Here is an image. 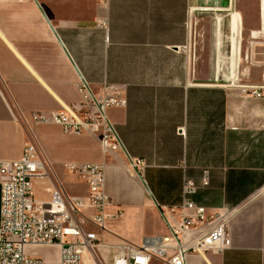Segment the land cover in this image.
Masks as SVG:
<instances>
[{"label": "crops", "instance_id": "1", "mask_svg": "<svg viewBox=\"0 0 264 264\" xmlns=\"http://www.w3.org/2000/svg\"><path fill=\"white\" fill-rule=\"evenodd\" d=\"M38 1L63 44L34 0H0V159L20 158L29 138L39 143L48 159L46 173L34 180L40 201L60 187L87 193L67 162L107 161L110 212L124 210L108 220L114 241L167 234L154 200L162 211L179 205L190 177L200 185L196 203L209 213L229 212L231 242L189 252L187 264H264V97L244 91L235 74L209 72L208 58L195 47L207 41L210 0ZM220 2L211 0L217 8ZM18 4L34 5L41 44L31 43L33 19ZM241 17L231 14L235 53ZM103 19L107 30L98 25ZM76 67L95 96L105 83L123 88L127 104L106 110L123 146L115 158L103 154L96 135L31 120L35 111L87 108L91 93ZM130 158L144 162L145 183Z\"/></svg>", "mask_w": 264, "mask_h": 264}, {"label": "built area", "instance_id": "2", "mask_svg": "<svg viewBox=\"0 0 264 264\" xmlns=\"http://www.w3.org/2000/svg\"><path fill=\"white\" fill-rule=\"evenodd\" d=\"M108 24V19L98 22L105 30ZM242 88L254 97H264V86ZM86 100L85 110L35 111L31 120L59 124L68 134L96 135L103 154L115 158L123 146L106 110L127 104L122 86L105 83L101 97L87 94ZM131 164L139 172L144 166L141 159H131ZM107 166L105 160L67 162L65 168L86 185L87 193L69 194L60 187L49 189V201H40L35 196L34 180L46 173L48 159L39 143L29 138L20 158L0 159V264H49L44 257L29 252V247L42 246L57 249L56 264H187L189 252L222 250L230 245L229 212L209 213L207 207L196 203L193 197L200 185L187 176L181 203L163 211L167 234L146 236L140 243L124 238L106 243L105 234H112L108 220L124 216L120 206L110 212L114 204L106 190ZM208 184L205 170L202 185ZM103 248H112L110 261H106Z\"/></svg>", "mask_w": 264, "mask_h": 264}, {"label": "rangeland", "instance_id": "3", "mask_svg": "<svg viewBox=\"0 0 264 264\" xmlns=\"http://www.w3.org/2000/svg\"><path fill=\"white\" fill-rule=\"evenodd\" d=\"M27 8V15L33 19L32 44H41L40 30L35 27L39 24L38 15L27 4H18L17 9ZM209 4L207 11V41L203 44H195L198 52L208 58L209 72L224 73L226 78L235 74L241 79L242 86H264V2L262 0H226L220 2V8ZM239 11L241 17V29L238 40L237 52L231 48V14ZM255 33V34H254ZM257 72V74L255 73ZM260 78L255 84V76ZM230 80H222L228 83ZM111 230V229H110ZM105 242L112 244L115 238L111 233L105 234ZM119 241V240H118ZM106 261H110L112 248H103ZM30 253L48 259L49 264H56L57 249L51 246L29 247ZM45 258V259H46Z\"/></svg>", "mask_w": 264, "mask_h": 264}, {"label": "water", "instance_id": "4", "mask_svg": "<svg viewBox=\"0 0 264 264\" xmlns=\"http://www.w3.org/2000/svg\"><path fill=\"white\" fill-rule=\"evenodd\" d=\"M34 2L36 3V5H37L38 8L40 9V11L42 12L43 16L45 17V19H46V21L48 22V24H49L50 28L52 29V31L54 32V34H55L56 38L58 39L59 43H60V44H63L62 40H61L60 37L58 36V34H57V32H56L54 26L52 25L50 19L48 18L47 14L45 13V11H44L43 7L41 6V4L39 3V1H38V0H34ZM76 69H77L78 73L80 74V76H81V78H82V81H83L85 87H86V88L88 89V91L92 94L91 89H90L89 86L87 85V82H86L85 79L83 78L82 74L80 73V71L78 70L77 67H76ZM130 159H131V158H130ZM137 172H138L140 178L142 179V181L145 183V181H144L142 175L140 174V172H139V171H137ZM154 202H155L157 208L159 209L161 215L164 216V213H163V211L161 210L159 204L156 202V200H154Z\"/></svg>", "mask_w": 264, "mask_h": 264}, {"label": "flooded vegetation", "instance_id": "5", "mask_svg": "<svg viewBox=\"0 0 264 264\" xmlns=\"http://www.w3.org/2000/svg\"><path fill=\"white\" fill-rule=\"evenodd\" d=\"M255 34V33H254Z\"/></svg>", "mask_w": 264, "mask_h": 264}]
</instances>
